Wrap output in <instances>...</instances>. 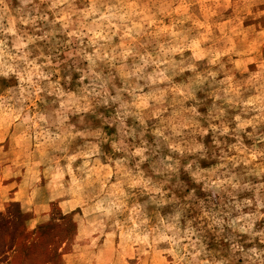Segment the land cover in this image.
Instances as JSON below:
<instances>
[{
	"label": "rangeland",
	"instance_id": "1",
	"mask_svg": "<svg viewBox=\"0 0 264 264\" xmlns=\"http://www.w3.org/2000/svg\"><path fill=\"white\" fill-rule=\"evenodd\" d=\"M0 264H264V0H0Z\"/></svg>",
	"mask_w": 264,
	"mask_h": 264
}]
</instances>
